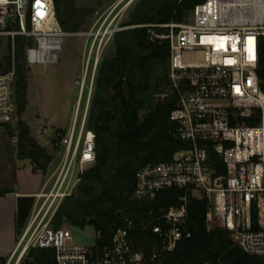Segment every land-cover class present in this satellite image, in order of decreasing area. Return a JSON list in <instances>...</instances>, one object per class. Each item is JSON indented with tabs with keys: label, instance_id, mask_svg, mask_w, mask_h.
<instances>
[{
	"label": "built area",
	"instance_id": "built-area-1",
	"mask_svg": "<svg viewBox=\"0 0 264 264\" xmlns=\"http://www.w3.org/2000/svg\"><path fill=\"white\" fill-rule=\"evenodd\" d=\"M131 3L112 7L100 27L89 33L93 80L105 46L125 28L123 20ZM114 12L118 13L109 21ZM167 26L171 28L165 36L171 46L170 80L178 94L170 119L188 147L171 161L148 164L136 173L133 196L138 201L151 203L171 189L182 193L178 204L149 211L147 227L160 245L154 246L152 257L174 251L191 237L190 198L208 200L209 229L220 224L246 254L263 257L264 79L258 71L264 50V0H205L195 7L188 23ZM66 36L53 0H0V39L10 40L13 46L17 39L25 40L27 66L39 74L60 61ZM15 84L14 68L0 71V138L9 127L17 145ZM86 118L87 112L77 127V113L59 142L64 152L54 170L44 174L40 192L32 196L33 208L7 264L20 254L19 264L31 248L54 249L57 264H147L129 219L104 247L98 242L74 244L70 228L52 226L63 201L95 164L96 135L86 128ZM43 135L55 138L49 129ZM96 234L98 241L100 233Z\"/></svg>",
	"mask_w": 264,
	"mask_h": 264
},
{
	"label": "trees",
	"instance_id": "trees-1",
	"mask_svg": "<svg viewBox=\"0 0 264 264\" xmlns=\"http://www.w3.org/2000/svg\"><path fill=\"white\" fill-rule=\"evenodd\" d=\"M53 1L62 29L66 33L80 32L85 14L75 7V0ZM135 1L128 9L125 28L114 35L109 52L100 58L92 92L83 106V112H87L86 128L96 135L95 164L82 174L74 193L63 201L52 226L91 228L100 233L97 242L104 247L110 244L114 232L125 225V219H129L133 222L132 236L145 249L147 264H264V256L246 254L220 224L208 228L206 198L188 201L191 237L181 241L174 251L152 257L154 246L160 245L147 227L149 211L158 212L160 207L178 204L182 193L171 189L151 203L138 201L133 196L136 173L148 164L171 161L175 153L188 147L179 140L176 124L170 119L178 94L172 89L171 46L165 36L171 32L167 25L188 23L195 7L205 0ZM9 42L10 55L0 61V71L16 70L17 157L31 161L37 171L46 173L53 156L31 135L22 118L28 106L29 89L26 41L17 39L15 46ZM258 74L264 79V50ZM166 91L170 93L163 97ZM4 136L11 137L9 127ZM11 193L15 189H0V198ZM33 205V197H18L17 235L25 228ZM8 260L0 255V264H7ZM19 264H57L55 250L31 248Z\"/></svg>",
	"mask_w": 264,
	"mask_h": 264
},
{
	"label": "rangeland",
	"instance_id": "rangeland-1",
	"mask_svg": "<svg viewBox=\"0 0 264 264\" xmlns=\"http://www.w3.org/2000/svg\"><path fill=\"white\" fill-rule=\"evenodd\" d=\"M131 1L133 2V0H75V7L85 14L83 29L77 33H67L60 61L49 64L46 72L39 74L38 70L28 67V106L22 118L29 126L31 135L53 156V160L48 165L47 174L54 170L60 160V154L64 152V148L58 144L72 128L75 115L78 113L77 127L81 126L85 116L83 106L87 105L92 92L95 67L93 57L88 66L89 49L92 43L89 40V33L100 27L111 13L109 11L112 7L120 3V7L126 6ZM117 13L114 12L109 21ZM127 20L128 17L125 15L123 22L125 23ZM109 47V44L105 46L102 55L109 52ZM8 55H10V42L7 39H0V61H4ZM83 94L85 96L82 101ZM45 129H49L51 133L55 134L53 140L44 137ZM18 144L13 143L12 137L3 136L0 138V189H15L18 178L19 180L26 178L24 174L27 172L22 174L17 173L18 171L30 169L34 173L36 172L31 161L18 159ZM40 173L43 176L46 174ZM14 174H16V180H14ZM77 177L78 175L75 180ZM31 178L32 176L27 177L26 181L34 185L40 179V175L36 178L34 176L37 180ZM65 227L70 228L74 244L82 246L97 244L95 230L81 229L70 225H65ZM10 256L11 254L7 258ZM19 258L20 254L11 264H17Z\"/></svg>",
	"mask_w": 264,
	"mask_h": 264
},
{
	"label": "crops",
	"instance_id": "crops-1",
	"mask_svg": "<svg viewBox=\"0 0 264 264\" xmlns=\"http://www.w3.org/2000/svg\"><path fill=\"white\" fill-rule=\"evenodd\" d=\"M27 172V174H24ZM17 173H22L26 176L24 180H19L15 187V193L6 195L0 198V255L3 257L9 256L15 249L19 236L17 235L16 228V214H17V200L21 196H34L40 192L44 176L40 172H33L32 170L18 171ZM31 179H35L36 176L40 175V179L32 185L29 184L26 179L29 176ZM35 176V178H34ZM28 183V184H27Z\"/></svg>",
	"mask_w": 264,
	"mask_h": 264
},
{
	"label": "bare ground",
	"instance_id": "bare-ground-1",
	"mask_svg": "<svg viewBox=\"0 0 264 264\" xmlns=\"http://www.w3.org/2000/svg\"><path fill=\"white\" fill-rule=\"evenodd\" d=\"M47 71V70H46Z\"/></svg>",
	"mask_w": 264,
	"mask_h": 264
}]
</instances>
